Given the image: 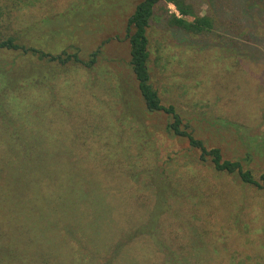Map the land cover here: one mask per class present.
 I'll return each mask as SVG.
<instances>
[{"label": "rangeland", "instance_id": "1", "mask_svg": "<svg viewBox=\"0 0 264 264\" xmlns=\"http://www.w3.org/2000/svg\"><path fill=\"white\" fill-rule=\"evenodd\" d=\"M138 1L0 0V36L84 62L100 50L92 67L0 50V264H264V188L200 161L170 116L134 100L125 23ZM187 1L213 29L170 26L179 12L161 0L151 82L258 178L264 0Z\"/></svg>", "mask_w": 264, "mask_h": 264}, {"label": "trees", "instance_id": "2", "mask_svg": "<svg viewBox=\"0 0 264 264\" xmlns=\"http://www.w3.org/2000/svg\"><path fill=\"white\" fill-rule=\"evenodd\" d=\"M160 1H138L126 19L125 37L127 38L129 47L128 62L134 76L135 89L138 92V95H134V100H141L144 109L149 113L162 112L170 116L172 121L167 124V131L173 136L187 141L190 148L198 152V159L200 161L204 162L208 159L215 171L236 174L242 183L253 185L260 189L264 188V172L256 178L250 170L243 168L239 160L223 158L219 147L207 148L201 139L197 138L192 131H189L186 125H183L182 119L174 105L162 103L161 97L151 82V72L148 64L150 58V42L147 35L149 21L154 13L155 6ZM166 1L171 2L179 12L178 16L171 14L167 18L170 26L177 27L191 34L209 32L213 29L214 19L207 14L200 15L192 3L187 0ZM1 14L2 12L0 11ZM0 50L18 51L22 54L35 55L39 59L55 61L58 64H65L71 61L72 63H81L87 67H92L96 63L100 52L99 48L93 50L89 54V59L84 62L81 60L78 51L68 53L63 50L60 53L52 54L29 45L26 42L19 41L14 33H10L5 37L0 36ZM16 80L17 78L14 77V82L9 85L11 88Z\"/></svg>", "mask_w": 264, "mask_h": 264}]
</instances>
